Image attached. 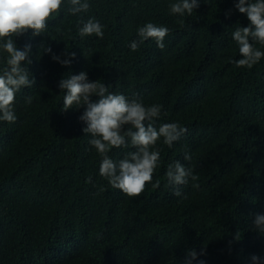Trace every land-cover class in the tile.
<instances>
[{
  "label": "trees",
  "instance_id": "obj_1",
  "mask_svg": "<svg viewBox=\"0 0 264 264\" xmlns=\"http://www.w3.org/2000/svg\"><path fill=\"white\" fill-rule=\"evenodd\" d=\"M87 2L72 15L63 0L44 33L13 37L19 49L31 46L34 83L16 93V121L0 120V264H185L188 249L198 253L191 264H253V254L264 262V234L253 226L264 214V57L250 69L232 63L241 57L231 33L247 17L234 0H200L184 16L170 12L176 0ZM88 18L103 25V38L80 37ZM148 22L169 29L164 49L148 39L132 51ZM81 71L112 93L159 104L157 127L187 129L171 147L157 141L160 163L139 196L99 175L101 157L78 119L84 107L62 111L58 82ZM133 150L108 155L118 161ZM175 161L198 176L179 197L166 177Z\"/></svg>",
  "mask_w": 264,
  "mask_h": 264
},
{
  "label": "clouds",
  "instance_id": "obj_2",
  "mask_svg": "<svg viewBox=\"0 0 264 264\" xmlns=\"http://www.w3.org/2000/svg\"><path fill=\"white\" fill-rule=\"evenodd\" d=\"M199 2L200 0H176L169 4V9L172 14L191 15L199 7ZM62 3L63 0H0V52L6 53L5 66L0 68V120L9 123L16 121V93L22 87H32L34 83L27 68V64L31 63V46L25 45L21 50L13 37L22 35L29 29L33 36L44 33L49 18L59 12ZM67 5V12L72 15L86 13L90 7L87 0H67ZM234 7L247 17L248 25L237 26L231 33L241 57L232 63L238 68L250 69L264 57V51L254 46V42L264 45V0H234ZM230 14L231 9L225 13L226 16ZM78 23L80 37L95 34L103 38V25L94 18L81 19ZM168 32L167 27L145 23L138 28L139 39L133 40L129 47L132 51H137L140 43L153 39L157 47L163 50V41ZM45 51L51 52V49L47 48ZM66 55L74 57L75 53ZM51 58L62 65L71 64V59H61L56 54H52ZM58 87L64 92L62 111L84 107L78 119L86 125L82 131L90 134L88 142L101 157L99 175L129 197L139 196L146 183L152 181L153 173L160 163L159 149L154 148L157 141L162 138L163 143L171 147L187 132L185 127L176 122L163 123L157 127L154 121L161 115L159 104L146 106L139 98L130 99L124 94L112 93L100 80L90 81L83 71L60 79ZM93 95L97 97L95 101L91 99ZM31 100V96L26 97L27 103H31ZM129 145L134 150L127 152L118 161L108 155L112 148ZM191 159L190 153L185 151L184 160ZM166 177L173 195L178 197L182 196L181 185L188 184L189 179L198 180L192 168L179 161L168 165ZM87 182H91V177L87 178ZM158 183L153 186L157 187ZM192 187L198 188L199 184L193 183ZM253 226L259 234H264V214L255 215ZM203 254L204 250L201 249L199 255ZM197 256L194 249H188L185 264H191ZM250 259L253 264H264L255 254ZM199 264H203V261Z\"/></svg>",
  "mask_w": 264,
  "mask_h": 264
}]
</instances>
